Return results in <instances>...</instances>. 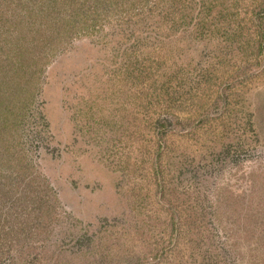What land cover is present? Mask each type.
Here are the masks:
<instances>
[{"label": "rangeland", "instance_id": "rangeland-1", "mask_svg": "<svg viewBox=\"0 0 264 264\" xmlns=\"http://www.w3.org/2000/svg\"><path fill=\"white\" fill-rule=\"evenodd\" d=\"M85 1L17 78L0 264H264V0Z\"/></svg>", "mask_w": 264, "mask_h": 264}, {"label": "trees", "instance_id": "trees-1", "mask_svg": "<svg viewBox=\"0 0 264 264\" xmlns=\"http://www.w3.org/2000/svg\"><path fill=\"white\" fill-rule=\"evenodd\" d=\"M85 0H0V168L13 167L3 151L5 122L11 123V103L18 104L19 81L30 74H40L47 64L60 52L62 45L53 44L46 52L38 37L42 30H58L59 35L74 36L73 13L83 7ZM177 2V3H176ZM177 0V9L184 8ZM180 4V5H179ZM173 5V7H174ZM73 12V13H72ZM192 18L190 12L186 16ZM185 17V18H186ZM74 29V30H73ZM72 31V33L67 34ZM10 102V104H9ZM10 114V116H9ZM14 119V115H12ZM3 125H2V123Z\"/></svg>", "mask_w": 264, "mask_h": 264}]
</instances>
